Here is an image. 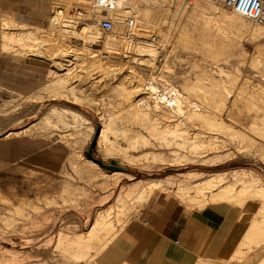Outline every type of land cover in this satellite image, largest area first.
Listing matches in <instances>:
<instances>
[{
    "label": "rangeland",
    "instance_id": "obj_1",
    "mask_svg": "<svg viewBox=\"0 0 264 264\" xmlns=\"http://www.w3.org/2000/svg\"><path fill=\"white\" fill-rule=\"evenodd\" d=\"M144 1H148L152 5L155 3L156 7L163 9V17L154 26L162 34L155 44L160 47V41L165 43L167 55L156 62L155 72H153L151 66L139 64L134 60L128 62L129 66L135 69L133 74L135 78H131V80L145 81L143 79H147L150 73L153 72L155 75L162 74L167 79L169 78L178 85L179 89L183 90L180 86L182 81L194 82L197 80V75L206 70L212 78H205L200 83L205 82L207 85H213L214 82H223L226 89L228 88V91H230L226 106L224 108V103L220 100L224 97V92L226 94L227 91L224 86H216L218 96H215L216 93H214L208 96L202 95L199 98L193 97L201 104V108L208 109L209 112L215 111L218 118L224 121V124L233 126L246 139L237 143L236 140L227 137L230 136L229 134L222 131V134H220L224 141L229 140V142L227 141L229 143L227 147H224V153L229 152L227 151L228 147L230 153H232L231 151H234V153L229 155L230 158L226 157L224 159L223 157L219 161L211 159L209 156L212 155L210 154L206 157L208 160L205 157L188 158L182 161H157L149 158H147L148 160L146 158L129 160L118 151H108L102 145H98L99 129L109 121L113 113L119 115L124 113L123 108H121L124 106L122 104L118 106L117 104V93L108 88L110 85L108 83H112V79L108 78L109 80L106 79V82H101L103 85H107L103 89L87 91L80 88L76 89L73 94L64 91L63 94L57 93V96L52 95L46 89V91L41 89L42 92L38 93L41 94L39 96L36 89L40 90V86L46 84L51 78L49 68L52 67V62L51 59H48V55L43 58L27 53L21 54L19 52L20 44L18 43V45L17 42L16 44L15 42L12 43L13 49L2 50L0 45V216H2L0 217V264H99L97 262V256L101 253L98 252L99 250L91 249L89 254L76 257L72 251L65 247L64 242H60L58 229H62L65 235L67 234L70 237L76 233H85L93 224L97 212L103 211L113 204L121 188L138 181V179L164 178L171 181L172 178L175 180L166 188L161 189L162 191L156 190L155 193L150 194L149 199L147 198L143 203L135 205L133 208L136 211L132 208L133 211L130 210L131 212L125 215L126 220L124 219V223L114 221L113 231L116 232V236L122 232L127 222L128 225L137 218L143 220L145 211L154 202L159 204L183 202L188 208L201 207V204L191 202L189 198L195 194L193 189L185 192L187 196L184 195L185 193L178 191L180 186L178 184L184 178H189L188 180L192 182L220 171L224 172V184L233 182L235 189H240L243 183L242 179H245V176L243 177L239 172L242 173L245 170L254 174L257 177L256 181L264 184V156L260 150V148H264V63H262L264 61H260L259 65H261L259 66L256 63L257 61L254 60V57L256 59L259 56L257 45L264 39L259 40L256 38L257 40H253L249 37L250 35L246 34L234 52L215 57L206 55L201 51L198 52L196 49L176 47L174 44L179 23L185 20L184 16L181 15L184 2L182 1L181 4L177 5L175 2L172 3L171 0ZM56 4L55 0H0V29L3 30L6 27L8 24L7 19L11 16L15 20L9 22V28H14L11 30L35 29L41 40L38 39V41L43 43L46 49H50L49 51L58 49H61V52L70 49L77 51L79 47H83L85 40L74 33V28L81 23L76 22L73 17L72 4L68 6L65 3L64 9H62L64 10L62 12L64 13L61 21L62 25L49 28L50 18L54 13ZM20 12H42V14L31 17ZM72 20L75 21L72 22ZM90 23L94 24L93 22ZM138 23L137 28L140 27V24L141 27L146 24V22ZM38 26L39 28H37ZM136 31V29L130 30V34H127L129 33L127 31L126 37L132 39L131 41L134 43L143 41L144 38H139L141 35ZM134 32L138 37L133 38L131 36V33ZM115 33L117 35L105 33L101 30L103 37L118 38V35L119 37L123 35L119 31H115ZM33 41L31 42L33 43ZM96 44H102V40H97ZM240 46L247 53L244 59L243 55L238 52L241 49ZM59 50L56 52H60ZM195 63L200 64L199 67ZM222 68L224 71H221ZM127 78L123 80L126 83ZM139 78L141 79L139 80ZM95 80L96 78H93V81ZM196 89L197 91H204L201 87ZM204 92L210 93L208 90ZM88 94H91L92 100L84 99ZM237 94L242 97V101H238L237 106L232 107V101ZM185 95L187 96L186 92ZM52 107H56L59 113L52 115ZM46 115L52 116L50 123L41 122V119ZM118 123L126 126L134 125L148 135L146 129L140 127L139 123L131 124L128 121H118ZM191 124L197 127L196 129L208 125L203 121H194ZM29 127L30 129L26 132L6 137L8 132L20 131ZM81 131H84V133H80L79 136L78 133ZM152 141L157 143L155 139H152ZM249 141L252 143H248ZM69 142H73V145ZM118 142L121 145L126 144L123 137H119ZM248 144H251L252 147L251 145L248 147ZM72 150L80 151V154H82L80 159L90 158L98 162L99 167L106 173L98 172L94 176L95 178L92 177L93 180L86 173H81V175L77 173L68 161V156ZM178 150L186 151V149L183 150V147H178ZM138 152L135 151L134 153L137 154ZM28 169L35 172L30 174L27 172ZM190 171L195 173L194 177L187 176L190 175ZM67 180L77 185L79 195L74 200L68 196L69 193L61 190L62 184ZM188 180L186 181L188 182ZM216 188L218 189V186L214 189ZM209 193L207 191V194ZM188 194L191 195L188 196ZM8 197H11V199ZM23 200H29L30 203L25 205ZM246 201L247 203L242 208L233 206L235 210L239 211L245 227L253 214L255 215L253 219L261 220L264 218V208L258 210V206H262L258 198L255 200L247 198L245 201L236 203V205L241 207ZM23 204L27 206L25 216L16 213L15 210L17 206ZM36 205L40 207H36ZM255 212L258 214H255ZM9 216L13 218L10 224L7 223L5 218ZM110 217L116 220L115 211L111 212ZM245 247H247L246 251L251 250L252 260L248 264H257L264 256V242L259 246H255V248H259V256H256L257 250L254 247L252 249V244L245 245ZM80 249L82 250V248ZM247 254L248 252H244L242 256L241 254L235 256L236 260H227L226 258L208 260L212 264H241L247 259L244 258Z\"/></svg>",
    "mask_w": 264,
    "mask_h": 264
},
{
    "label": "bare ground",
    "instance_id": "obj_2",
    "mask_svg": "<svg viewBox=\"0 0 264 264\" xmlns=\"http://www.w3.org/2000/svg\"><path fill=\"white\" fill-rule=\"evenodd\" d=\"M143 1L144 0H117L111 8H109L105 13L101 14L102 17H109L113 21V31L115 30L123 33V35H120V37L118 35V38L103 37L101 35V30L105 33L107 32L102 29L98 23L93 22L95 24L94 25L85 21L77 25V27L74 28V33L76 36L82 37L85 40L83 43L84 45H82L83 47H79L77 51H73L72 49L69 51L65 50L63 52H61V49H58L60 52H56L58 50L49 51L50 49H46L45 45L40 42L41 40L39 39L35 29L30 28L29 30L24 29L18 31L11 30L14 28H9V22L15 21L11 16L7 19L8 24L6 27L3 30L0 29V45L2 50H7L9 48L13 49L12 43L15 42L16 44L17 42V44H20L19 52H21V54L27 53L28 55L43 58H46V55H48V59H51L52 62V67L49 68V75L51 78L46 84L40 86V90L36 89L38 91H36L37 94L42 92L41 89H46L51 92L52 95L56 96L59 93L63 94L64 91H67L68 94H73L76 89L80 88H83L87 91H94L98 90L99 88L103 89L105 86H107L106 84L103 85L101 82H106V79L108 78L112 79V83H108V85L110 84L108 88L117 93V104L118 106L119 104L124 106L121 107L120 105V107L123 108L122 110H124V113L122 115L113 113L107 123L103 121L105 124L101 130L99 129L100 134L98 137V145H102L105 150L118 151L120 154H122V156L129 160H137L142 158H146V160H148L147 158H149L157 161H182L187 160L188 158H206L210 154L212 155L209 156L211 159L213 158L214 161H216V159L219 161L222 160L223 157L224 159L229 157V155H232L234 151H231L232 153H230V148L228 147L227 151L229 152H227V154L224 153V147H227L229 140L226 139V141H224V138L221 136L222 131H225V133L229 134L230 136L227 137H231L230 139L234 141L236 140L237 143L244 141L246 139L245 136L241 132L237 131V129H235L233 126L224 124V121L218 118L215 111L209 112L208 109L201 108V104H199L198 100L193 97L195 96L199 98L202 95L208 96L209 94H214L218 92L216 86H224V83L219 80V82H214L213 85H207L205 82L200 83L205 78H212L204 68L203 70L205 71H203V73L201 71V74L197 75L196 81L193 82L185 80L180 83V86L183 88V90L179 89L175 82L169 80V78L167 79L162 74H153V72L156 71L154 69L157 68L156 62L159 60V47L155 43L149 42L147 36L150 33H153L157 37L156 40H159V37H161V31L158 32L154 26L155 24L159 23L158 21L163 17V9L156 7L155 3L152 5L148 1H144L145 3ZM171 1L172 3L175 2L177 5L181 4L182 1L184 2V5L182 4L183 7L181 9V15L184 16L185 20L179 23L180 25L174 44L176 47L181 46V48L183 47L185 49H196L198 52L201 51L206 55L215 57L218 55L230 54V52H234V50H236L235 48H238L237 46H239V42L242 41V38L246 34L250 35L249 37L253 40L256 38L259 40L264 39L263 26L238 12L227 9L220 2L209 0H193L191 2H187L185 0ZM55 2L57 4L55 5L54 13L50 18L49 28L62 25L61 21L63 20L64 16V13H62L64 10L62 9H64L66 4L68 6L72 4L71 9H73L79 0H55ZM80 2L83 5L91 7L89 6V0H82ZM90 10L92 11V9ZM133 17L136 19L137 26L139 24L138 22H146L144 27H141V24L139 28L131 26L130 20ZM74 21L75 20H72V22ZM37 28H39V26ZM134 29L137 30L136 33L138 32V34L142 36L139 38H144L143 41H136V43H134L131 41L132 39L126 37L127 31L129 32L127 34H130V30L132 31ZM38 39L40 41H38ZM33 40L36 41L34 42ZM97 40H102V44H96ZM31 41H33V43ZM160 44H163L166 47L165 43L162 41H160L159 45ZM257 46L259 56H257L256 59L254 57V60H256V63L259 65L260 61H264V40L261 41ZM240 47L238 52H240L239 54L243 55L244 59V56L247 53L242 49V46ZM131 60L137 61L139 64L153 67V72L151 71L152 73H150L147 79H143L145 81L135 80V82L131 80V78H135L133 75L135 69L131 68L129 66L130 64H128V62ZM221 71H224L223 68ZM126 77H128L127 83L123 81ZM93 78H96V80L93 81ZM140 79L141 78H139V80ZM197 87H201L204 91L208 90L210 93L197 91ZM224 89H226V85L224 86ZM226 90V94L224 92V97L220 98V100L224 103V108L230 96V91H228V88ZM185 92L187 93V96L185 95ZM90 95L91 94H88V96H85L84 99H91ZM215 96H218V94L216 93ZM241 99L242 97L237 94L232 101L233 106H231H237L238 101H242ZM51 110H53L52 115L59 113L57 112L58 109L56 107H52ZM51 119L52 116L46 115L41 119V122L50 123ZM118 121H128L131 124L139 123L141 125H139L140 127L146 129L148 135L144 134L142 129H138L134 125L130 126L128 123V126L120 125ZM194 121H203L208 125H204V127L201 129H196L197 127H194V125L191 124ZM29 129L30 127L20 131L8 132L6 137L12 134L18 135L19 133L26 132ZM80 133L83 134L84 131L79 132V136ZM111 134L113 135V138ZM224 135L226 136V134ZM119 137H123L126 140L125 145H121L118 142ZM152 139H155L157 143L153 142ZM73 142L69 143L73 145ZM248 143L252 142L249 141ZM250 145L248 144V147H250ZM245 146L247 147V145ZM178 147H183V150L186 149V151H179ZM248 149L250 150V148ZM260 150L262 152L261 154L264 156V148H260ZM135 151L140 152L135 154ZM81 155L82 154H80V151L72 150L70 156L68 157L69 163L74 167L77 173H80V175L81 173H86L88 177H91L92 179V177L96 176L98 172H103L99 167L98 162L87 158L80 159ZM27 172L33 174L35 171L28 169ZM190 172V175L187 176L191 178V176L195 175V173H192L193 171ZM239 173L240 175L242 174L243 177L245 176V179H242L243 183L240 186V189H235V184L231 181V183L228 182L224 184V172L220 171L214 172L203 179H191L193 180L192 182L188 180L189 178H184L182 181L180 180L181 183H177L178 186L180 185L179 188H177L180 193L189 192L190 189H193L195 194H190L191 196L188 194V196H190L189 198L191 202H197L198 205L201 204L203 207L209 203L221 201H231L236 204L238 202L245 201L247 198H252L254 200L258 198L262 204V206H258V210L259 208L263 209L264 184L260 181H256L257 177L254 174L249 173V171L243 170L242 173ZM173 180L175 179L171 178V181L170 179L164 178L139 179L133 184L122 187L116 196L115 202H113V204L105 208L103 211L97 212L93 224L86 232L84 231L85 233H76L70 237L67 236V234L65 235V232L62 229H58L60 242H64L65 247L69 251H72L73 255L76 257L82 254H89V250L91 249L102 252L116 237V232L113 231V226L115 225L114 221H116V223H124L126 220L125 215L128 212H131L130 210L133 211V209H135L133 208L135 205L137 206L139 203L146 201L147 198L149 199L148 196L152 193H155L156 190L160 191L161 189L166 188L167 185L173 183ZM186 180H188V182ZM216 186H218V189H214ZM61 190L69 193L68 196L73 200L77 198V195H79V192L77 193L76 183L68 180L62 184ZM207 191L210 193L207 194ZM184 195H186V193ZM8 198L11 199V197ZM23 201L25 205L30 203L29 200ZM24 204L16 207V213L21 215L24 214L23 216L26 215L25 210L27 209V206ZM36 207L40 206L36 205ZM112 211H115L116 213V220H113L114 218L112 219L110 217ZM255 214L258 213L255 212ZM5 218L9 224L13 221L12 216ZM262 242H264V218L261 220L253 219L244 233L236 256L240 254L242 256L244 252H248L242 249L245 247V245L252 244L253 249V247L255 248V246H259ZM80 248H82V250ZM257 264H264V256Z\"/></svg>",
    "mask_w": 264,
    "mask_h": 264
},
{
    "label": "crops",
    "instance_id": "obj_3",
    "mask_svg": "<svg viewBox=\"0 0 264 264\" xmlns=\"http://www.w3.org/2000/svg\"><path fill=\"white\" fill-rule=\"evenodd\" d=\"M20 13L31 17L42 14ZM247 201L243 203L244 206ZM233 206L244 207L230 201L209 203L199 208H188L183 202L175 204L154 202L145 211L143 220L137 218L126 224L127 227L124 226L122 232L97 256V262L212 264L208 259L236 260L240 242L254 214L245 227L239 211ZM242 249L246 251L247 247ZM254 249L257 250L256 256H259V248ZM250 251L244 257L247 259L241 264L251 262Z\"/></svg>",
    "mask_w": 264,
    "mask_h": 264
},
{
    "label": "built area",
    "instance_id": "obj_4",
    "mask_svg": "<svg viewBox=\"0 0 264 264\" xmlns=\"http://www.w3.org/2000/svg\"><path fill=\"white\" fill-rule=\"evenodd\" d=\"M82 0L74 6L71 11H73V17L77 20L78 23H83L85 21H90L94 23H98V25L104 29L107 33L111 34L114 33L113 31V21L109 17H102L101 14L105 13L109 8L117 0H89V6L81 4ZM187 2H191L193 0H185ZM209 1H216L220 2L229 10H233L238 12L245 17L251 19L254 22H257L261 26L264 27V0H209ZM85 3V2H84ZM92 9V11L90 10ZM130 25L136 27L137 22L136 19L133 17L130 20ZM133 38L138 37L137 34L131 33ZM149 42H158L157 37L154 34H149L148 36ZM167 48L162 44L159 47V54L158 59L162 60L166 54Z\"/></svg>",
    "mask_w": 264,
    "mask_h": 264
}]
</instances>
